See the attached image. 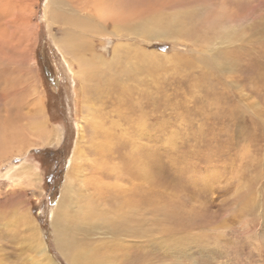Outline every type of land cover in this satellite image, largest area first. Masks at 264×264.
Wrapping results in <instances>:
<instances>
[{
  "label": "rangeland",
  "instance_id": "obj_1",
  "mask_svg": "<svg viewBox=\"0 0 264 264\" xmlns=\"http://www.w3.org/2000/svg\"><path fill=\"white\" fill-rule=\"evenodd\" d=\"M47 1L0 0V132L8 123L26 124L39 99L50 131L57 128L61 138L0 165V264H39L42 243L52 264H71L57 246L52 219L77 143L86 151L79 166L83 176L100 172L104 183L122 185L118 188L140 211L121 212L141 230L135 234L89 230V243L109 242L92 259L105 261L110 255L113 264H264V0H125L137 19L183 10L180 22L196 23L191 29L197 36H211V44L203 46L206 54L196 52L201 42L190 40L180 44L133 32L123 39L91 37L94 47L88 53L94 54L88 57L108 62L119 42L155 57L146 62L139 55L137 60L124 56L113 65L115 81L127 88L103 95L102 112L108 120L123 116L130 121L107 133L118 136L108 145L109 155L100 153L91 139L79 67L73 72L53 43L52 35L61 32L57 26L50 29L45 19ZM23 7L34 11L28 29L19 10ZM228 23L238 26L240 36L227 43L221 29ZM215 54L221 57L219 68ZM25 163L42 172L41 192L12 179L14 167ZM144 168L154 176L151 185L139 177ZM139 194L154 195L156 204L151 206L150 198L142 201ZM107 198H99L104 212L114 207L110 201L104 207Z\"/></svg>",
  "mask_w": 264,
  "mask_h": 264
},
{
  "label": "bare ground",
  "instance_id": "obj_2",
  "mask_svg": "<svg viewBox=\"0 0 264 264\" xmlns=\"http://www.w3.org/2000/svg\"><path fill=\"white\" fill-rule=\"evenodd\" d=\"M121 1L122 3L120 2V0H48L46 4V10H45V14H46L45 19L50 29L54 26H57L60 29V32H61L60 35L59 36L52 35V39H53V43L55 44V47H57L58 49L57 51H59L64 58L62 60H64V62L65 61L67 62L69 68L73 72L77 68L75 67L76 65H78L79 67L76 74H77L79 81L81 82V90H82L81 92L84 94V105L83 106H84V111L86 113L85 121H86L87 127L90 126L89 129L91 130V132H93L92 134L93 136L91 137V139L94 140L93 142H95L94 144L97 145V149L99 150L100 153H103V154L105 150L106 155L107 154L109 155L110 153V151L108 153V150H107L110 147L108 145H111L112 142H114L118 138L116 134L109 135L107 133L109 131H112L109 133H113V131L120 129L121 125H124L125 123H129L130 121V120L127 121L125 118H122L123 116H120V118L116 120H108V117L104 115V112H102V108H105L104 106L105 104L102 101V96L108 95L113 90H118L119 87L124 86L120 82L118 83L115 81L114 77L116 73H115L113 65L114 64L119 65L124 56L125 58L131 56V59L133 60L134 58L136 59L137 55H139L140 58H142L146 62L154 61L155 57L144 53L143 50L139 48H135V46H131V44H124V43L119 42L117 45L114 46L113 57L110 61L106 62L105 61L106 59L104 60L103 58H100V57H96L97 59L96 60L94 57L87 56V53L89 52L90 48H92L93 43H94V42L92 43L91 37H96L100 39L101 37L113 35V36L122 38V36L126 34L127 35L132 34L133 36L135 34L137 35L142 34L151 39L167 38V39L174 40L178 43L180 42L182 43V41H185V40H190L191 43L201 42L203 45L201 44L200 47L197 46L196 52L198 51L199 53H206V54H209V51L206 50L203 46H208L207 45L208 41L211 40V36L208 37L206 33L208 31H205L206 35H201V36L196 35L195 33L196 30L194 31V29H191L196 23L194 22L190 23L188 21L190 23L188 25V22H183V21L180 22V18H182L181 17L182 13H184L182 12L183 10L182 11L176 10V13H173L170 16L156 14L153 17H150L149 19H137L136 15L132 16V13L127 9L125 0H121ZM8 5L10 4L8 3ZM10 7H13V4ZM169 7H172V6H169ZM225 8H222L220 10L222 11L224 15L228 16L229 11ZM19 10L21 14H23V16L21 17L24 18L23 21L28 29L30 26V23L28 22V18H29V15L31 16V14L34 13V11L33 10L28 11L26 10L25 7ZM132 18L136 19L137 23H134ZM220 22L221 21H219V23ZM211 29L210 31H214ZM214 29L218 30L220 29V27L214 28ZM204 30H206V28H204L203 31ZM221 30L224 31V33H226V39L224 38V40L225 41L227 40V43H228V39L229 40L237 39L236 37L238 35L237 34L238 26H236L234 23H228V24L222 25ZM132 32L135 34H133ZM208 38L210 39L208 40ZM210 42L211 41H209V43ZM221 42L224 43V41H221ZM234 53L237 55L236 52ZM88 54H91L92 56V54L94 53L90 52ZM214 56L219 61L216 64L217 67L219 68L221 66V57L220 58L217 57V54H215ZM143 60L142 62H144ZM233 62L234 61H232L231 63ZM230 65L228 64L227 66L230 67ZM128 68L127 70H129ZM136 71H138V69H136ZM131 72H133V70ZM96 82L104 83V85H100ZM92 83H94L93 86L91 85ZM124 87L127 88L126 86ZM38 96H40V91H38ZM34 97L38 98L37 96H34ZM77 98L79 99V97ZM121 101L119 100V102ZM99 104H102L103 107L102 106L100 107ZM32 106L37 107V110L35 112L31 110L28 112V121L26 124L11 125L8 123L3 128V130L0 132L1 133V136H0V165L4 162L3 160L8 161L14 158L15 156H25L32 149L36 147H40V146L49 145L51 142H54L53 140H55L58 143L60 142L61 140L60 133H58L57 128H55V130H53L52 132L50 131L51 123H49L48 121L49 116L46 112L44 105H41L40 100L38 99V101L36 100L33 102ZM119 139H120V136H119ZM85 158H86V151L79 145V143H77L75 145L73 154L70 159V168L67 174L65 184L63 185L64 187L62 190L61 198L59 199L60 203L58 204L56 211L53 213L54 216L52 219V225L55 231L57 246L59 247L60 252L64 255V257L71 264H113L112 257L110 255L105 256L101 254L102 258H104L103 256H105V261H101L100 259H98L99 256L97 258L98 261L92 259L93 256L94 258H96L95 257L96 255L94 254L95 253L97 254L98 248L104 249L109 244V242L106 241V242L99 243V240H98V244L89 243V240L93 238L89 237V240H88V231L91 229H93V231H97V228H98L99 231L100 230L103 231L104 229H107L113 235L117 234V236H118V233H123V232L127 234L128 233L135 234L141 230L134 229L133 226H131L132 218L128 217L129 215L128 216L123 215L121 212L123 213L131 212L132 214L134 213L136 214V212L137 213L140 212L138 209L139 207L137 206L136 201L130 200L124 195V191L126 190L118 188L119 186H122V185H119V186L117 185L118 187L115 188V186H111L109 183L108 184L104 183L107 180L106 181H104L105 179L102 180L101 176L99 175L100 172L95 173V175L92 177H85L86 175L82 173L83 171L79 168L80 164ZM18 167L19 165H16L14 167L13 173H11V176H12V179H14V182H17V184H24L26 185L27 188H31L34 190H40L41 192L42 186L39 188V185H41V182H42V172L38 173L36 168L33 166H30L29 163L23 164L20 168ZM104 168H106V166ZM103 171L107 173L108 169L103 170ZM112 171L114 172V170ZM83 174L85 176H83ZM116 175L117 174H115V176ZM97 176H100V178ZM96 177L99 179H96ZM108 177L110 176L108 175ZM139 177L143 178L144 181H146L150 185H151V182H153L152 180L154 179V176L145 168L143 169V173L139 174ZM93 178L96 179V182H97L96 185H94V187H93V183L95 181H93L94 180ZM118 178L120 179V177ZM90 188L94 189V192L93 193L91 192L92 194L90 193V190H89ZM105 191L108 193L106 194ZM129 194L130 193H128V195ZM107 195L109 196V198H107L108 200L105 201L104 207H107L106 205L109 204V201L112 204H114V207L112 206L111 209L107 207V210L105 209L106 211L104 212L100 210L99 208L101 207L99 200H102L103 198L102 199H99V198H101L102 196L107 197ZM139 196L142 198V201L150 198L153 204L151 205L150 203L151 206H154L156 204V201L154 200L155 198L154 195H149V194L140 195L139 194ZM124 208H128L129 211H124L123 210ZM168 210L171 211L170 209ZM113 213L115 214L113 215ZM111 215L118 217L117 220H114L115 217H113L112 219L110 217ZM160 215L162 214L160 213ZM24 219L26 220L28 224H31V221L29 220V215H26ZM74 221L76 223H74ZM97 222L99 223L103 222V225H100V226L96 225ZM115 231L117 233H115ZM143 232L144 231H142V233ZM95 236L99 237V234L96 233ZM175 244L177 243L175 242ZM43 245L45 244L42 243V245L40 244L38 245V247H41L38 249V250H41L40 260L38 262L39 264H43V263L52 264L51 258L47 256L48 255L47 248L46 246H43ZM85 246H87V248H85ZM98 253H101V252H98ZM125 259H129V257H126ZM155 262L156 261L149 260L148 264H155Z\"/></svg>",
  "mask_w": 264,
  "mask_h": 264
}]
</instances>
